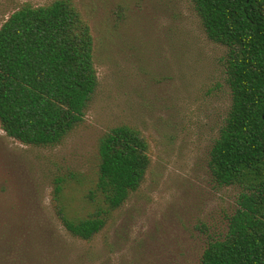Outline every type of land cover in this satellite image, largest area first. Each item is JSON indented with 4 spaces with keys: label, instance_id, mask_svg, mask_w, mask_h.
<instances>
[{
    "label": "rangeland",
    "instance_id": "1",
    "mask_svg": "<svg viewBox=\"0 0 264 264\" xmlns=\"http://www.w3.org/2000/svg\"><path fill=\"white\" fill-rule=\"evenodd\" d=\"M55 1L0 0V28L26 5ZM69 1L92 28L99 86L58 146L23 145L0 126V264H201L241 193L218 185L209 166L231 104L227 48L208 39L192 0ZM120 126L142 133L151 165L141 188L85 241L66 230L59 210L76 220L106 212L89 192L100 141Z\"/></svg>",
    "mask_w": 264,
    "mask_h": 264
},
{
    "label": "trees",
    "instance_id": "2",
    "mask_svg": "<svg viewBox=\"0 0 264 264\" xmlns=\"http://www.w3.org/2000/svg\"><path fill=\"white\" fill-rule=\"evenodd\" d=\"M209 40L227 48L231 104L209 166L220 186L241 189L227 233L212 239L201 264H264V0H192ZM99 86L95 39L69 0L26 5L0 28V126L26 146L60 145L84 121ZM142 133L120 126L99 145L94 191L106 212L72 219L66 230L89 241L106 225L104 214L121 208L145 181L151 165ZM64 181L58 180L60 199ZM97 205V203H96Z\"/></svg>",
    "mask_w": 264,
    "mask_h": 264
}]
</instances>
